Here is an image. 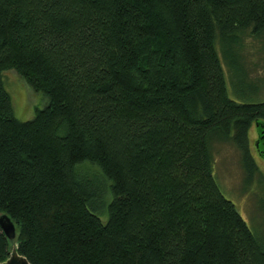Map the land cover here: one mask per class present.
Masks as SVG:
<instances>
[{"label": "trees", "instance_id": "16d2710c", "mask_svg": "<svg viewBox=\"0 0 264 264\" xmlns=\"http://www.w3.org/2000/svg\"><path fill=\"white\" fill-rule=\"evenodd\" d=\"M262 34L264 0H0V262L264 264L212 150H238L245 185L259 173L264 100L229 97L217 45ZM7 70L47 99L30 119Z\"/></svg>", "mask_w": 264, "mask_h": 264}, {"label": "rangeland", "instance_id": "374dc122", "mask_svg": "<svg viewBox=\"0 0 264 264\" xmlns=\"http://www.w3.org/2000/svg\"><path fill=\"white\" fill-rule=\"evenodd\" d=\"M217 52L229 97L237 101L264 100V34L258 38L245 35L242 50L233 46L231 55L229 52L224 55L219 44ZM2 81L9 93L13 113L19 120L32 118L36 109L46 105L44 95L33 91L14 70L3 73ZM248 137L259 173L245 185L238 150L229 143H215L213 175L222 194L235 204L252 232L261 235L264 234V193L259 185V175L264 177V139L260 140L254 122Z\"/></svg>", "mask_w": 264, "mask_h": 264}, {"label": "water", "instance_id": "95a60500", "mask_svg": "<svg viewBox=\"0 0 264 264\" xmlns=\"http://www.w3.org/2000/svg\"><path fill=\"white\" fill-rule=\"evenodd\" d=\"M257 129H258V133L260 136V140L264 139V128L257 126ZM0 226L5 236L8 239L13 240L16 235L15 225L13 221L11 220V218L6 213L0 214ZM0 264H30V263L27 260V258L19 254L17 252L16 247L13 246L10 251L9 257L5 261L0 262Z\"/></svg>", "mask_w": 264, "mask_h": 264}]
</instances>
